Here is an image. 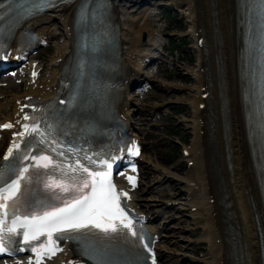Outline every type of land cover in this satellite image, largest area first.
<instances>
[{"label": "bare ground", "instance_id": "6f19581e", "mask_svg": "<svg viewBox=\"0 0 264 264\" xmlns=\"http://www.w3.org/2000/svg\"><path fill=\"white\" fill-rule=\"evenodd\" d=\"M77 1L68 5L59 4L35 22L38 25L44 24L51 32L53 26L56 29L64 28L62 42L54 44L48 60L44 58L46 65L53 63L60 55L65 57L67 53L70 41L67 39L66 25L72 19ZM161 1L183 11L187 24L184 34L193 40L196 51L191 66L178 67L193 82L185 86L173 83L163 85L165 90H186L175 100L189 107L190 114L188 118H182L181 123L184 121V126L190 129L191 138L188 147L182 148L188 151V155L182 153L181 160H192L193 163L179 174L175 170L178 164L166 168L157 165L152 158L148 157L152 162L142 158V168L151 174L144 188L166 197L172 193L161 189L164 183L180 188V192L186 191V195L180 199L181 203L171 207L188 219L189 228H200L202 233L197 240L207 243L205 252L195 259L164 252L162 255L181 264H188L183 263L185 260L199 264H232L236 258L238 264H264V206L259 186L262 182L261 160L258 143L250 137L246 125L247 106L241 97L243 74L239 56L242 38L237 16L239 1L112 0L128 70L131 65L130 55H138L144 46L158 47L163 43L162 38L151 28L144 12L145 6ZM201 35L205 38L203 47L197 44V38ZM218 82H222L224 91L223 110ZM161 85L160 81L156 86ZM203 85L210 90V95L205 99L201 98ZM11 95L18 94L15 92ZM200 104H204V107L200 108ZM164 106V102L151 104V108L156 111ZM130 112L126 110L124 113ZM138 128L136 125L131 126L133 130ZM156 141L159 143V140ZM175 197L176 194L169 200ZM136 203L152 211L155 218L160 217V223L165 228L164 210L166 213L170 207L167 201L155 195L137 194ZM174 217L170 215L166 218L173 220ZM176 219L181 221L179 217ZM180 227V231H183L184 227ZM164 236L168 239L165 241L170 242L172 239L169 238L175 234L173 232ZM190 241V238H173L177 249L187 248Z\"/></svg>", "mask_w": 264, "mask_h": 264}, {"label": "rangeland", "instance_id": "374dc122", "mask_svg": "<svg viewBox=\"0 0 264 264\" xmlns=\"http://www.w3.org/2000/svg\"><path fill=\"white\" fill-rule=\"evenodd\" d=\"M164 3V9L169 8L170 10H175V6L162 1ZM178 18V17H177ZM187 30V24L185 18L180 20L176 29H170L167 33V39L170 43V48L175 55H180V60L177 61V66L181 68L191 66L192 63L195 61V51L193 49V40L189 37L184 35V32ZM183 73V74H182ZM186 72L174 71L172 75H165L160 76L158 79L162 80L163 83H173V84H180V85H188L192 83V79L189 76H186ZM185 74V76H184ZM168 77L169 79H167ZM184 91L178 90H165L163 85L161 87L155 88L156 98H152L151 102H164L165 106L164 109L161 111L167 116L162 119V123L159 127L156 128L155 133L151 136V139L148 140L149 142L159 140L156 149L148 148L147 151L144 152L145 157H150L156 161L159 166H166L170 167L173 164H178L176 167V172L182 174V170L186 167V161H182L180 159V146L175 142L178 139L183 140L185 143H188L191 138L190 129L184 126V121L181 123V119L186 117L188 118L190 112L189 107L187 104L183 102H178L175 99L181 97ZM180 162V163H179ZM179 168V169H178ZM147 175V174H146ZM143 178V184L148 182L147 176ZM174 193H179L180 188H176L171 190ZM167 198H163L162 200H166ZM170 213V212H169ZM171 213H175L174 210ZM181 224H172V226L179 227ZM187 225V224H184ZM177 232L175 233L177 236H189V233L180 232L179 228L175 229ZM176 237V236H175ZM197 238V237H196ZM195 238V241H196ZM176 248L177 247H172ZM178 251V250H177ZM203 252V249L197 251V256Z\"/></svg>", "mask_w": 264, "mask_h": 264}]
</instances>
